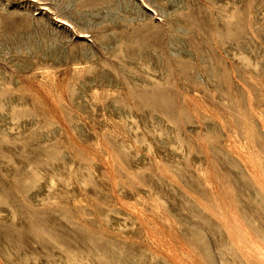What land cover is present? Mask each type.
<instances>
[{
    "label": "rangeland",
    "instance_id": "374dc122",
    "mask_svg": "<svg viewBox=\"0 0 264 264\" xmlns=\"http://www.w3.org/2000/svg\"><path fill=\"white\" fill-rule=\"evenodd\" d=\"M0 264H264V0H0Z\"/></svg>",
    "mask_w": 264,
    "mask_h": 264
}]
</instances>
